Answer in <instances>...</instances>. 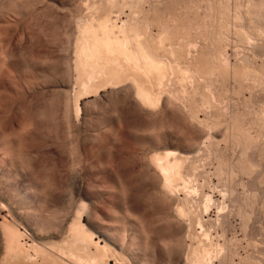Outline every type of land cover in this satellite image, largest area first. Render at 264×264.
<instances>
[{
    "label": "rangeland",
    "instance_id": "374dc122",
    "mask_svg": "<svg viewBox=\"0 0 264 264\" xmlns=\"http://www.w3.org/2000/svg\"><path fill=\"white\" fill-rule=\"evenodd\" d=\"M0 1H4V3L0 2V5L2 4V8L0 7V71L3 69L0 72V206L3 205L2 209L0 208V224H3L0 228H3L4 223L8 221L7 224L14 226L15 230L20 231L22 235L19 234L22 238L18 236L21 244L17 247L21 249L16 248L12 251L13 254L9 253L11 256L6 255L3 247H0V254L3 255H0V263L3 264V259H6L4 264L15 262V257L18 259V255L22 252L21 255L24 256L22 258L27 259V262L31 259V264L34 262L43 264L47 258L49 259L47 261L51 263L54 262H50L51 256L53 260V255L49 256L48 252H45V249L49 248L47 251L54 252V257L61 256L59 262L66 260L62 263L87 264L80 260V245H83V239L79 236L80 224L76 227L79 231L78 229L68 231L67 227L68 223L73 222L72 217L74 221L80 223V185L83 186V191L85 190L84 203L87 208L90 207L92 200L106 195L105 200L107 199L108 204L112 205H110L112 213L115 214L114 211H117L116 214L120 215L119 218L115 215L116 222L119 220L118 222L121 223L124 214L121 215L122 212L117 210L118 192L115 191L117 190L115 182L118 183L120 180L124 184H129L130 194L137 195L138 198L150 204L154 198H150L151 191L146 190L149 189L148 182L144 181L147 177L145 174L141 176L143 171L139 169L142 156L161 151L189 150L195 161L193 162L190 156L189 164L193 162L196 166L192 163L191 166L194 167H189L192 170L188 172L189 176L187 175L191 181L188 180V184L194 185L197 181L195 186L198 183L199 187L196 186L197 192L191 199V197L187 198L185 184L179 182L177 189L175 188L177 190L175 193L179 194L177 195V200L180 198L177 201L179 203H176L172 210L167 209L172 211L169 213L170 218L173 219L178 206L182 204L186 208L188 206L187 210L191 213L187 212L186 217L177 214L179 217H176L177 222L180 221L178 218H185L183 220L188 225H186L187 229L189 228L188 232L173 231L177 234L170 235L172 230L178 229L174 228L178 224L176 218L171 219L176 222H172L175 225L170 227L172 229H169L172 224L168 225L169 222L164 219L162 222L165 223L164 226L167 222V229L163 227V224L161 225L162 222L158 223L162 226L164 235L166 231L170 232L166 233L167 239L168 237L171 239L170 236L180 235L179 240L182 241L183 236H186L183 240L187 241V247H181L186 241L178 243L179 240L175 238L173 241L177 243L173 245L171 241V244L169 243L170 247L173 246L168 248L171 252L168 250L162 252L159 245L151 241L150 245H146L147 250L149 246L152 248L146 251L148 258L146 257L145 264H183L186 263L185 260L187 263L190 262L188 259L191 256H194L191 261H198L197 258L200 260L202 258L199 256L201 253L197 251L203 246L206 249L208 247L210 251L213 249L208 257L210 260L205 259V264H264V0H18L19 4L15 0L14 3L18 5L17 11L15 5L12 9L11 1L13 0ZM9 5L12 7L11 11L19 10V12L9 13L7 11ZM109 8L112 9V21L115 20L113 22H117L118 26L122 25L123 21L128 23L134 21L137 16L138 20L141 19L139 21L141 27L145 28V24L150 26L151 35L154 34V37L157 38L162 30L167 28L166 25H169V32L175 31L174 35L169 34L170 39L172 36L174 39L175 36L178 37L176 38L178 42L173 38L171 39L173 42L169 41V38L168 41L165 40V47L160 50L164 60L174 64L173 73H169L172 77L169 76L166 86L163 84V96H161L163 100L164 97L169 96L176 102L179 101L177 103L179 105L180 102L184 103L182 106L186 109L183 114L186 115L189 112L188 116L191 115L192 110L195 111L197 107L195 103H198L199 107L196 108L197 121L194 118L193 124L189 122L193 121L191 116H189L191 119L189 117L186 119L188 122L184 121L185 123L182 122L181 117H178L179 115L177 116L175 124L180 123L178 125L181 126L174 124L173 137L166 134V127L159 130L160 132L153 131L152 116H149L148 109L137 110L128 98H115L114 92L116 94L119 87L99 83L97 87L87 91V94L85 91H80L82 90L80 72L82 71L78 66L80 61L76 63L79 60L77 55L79 52L76 50L80 46V42H77L80 41L78 36L81 35L79 26L90 19H95L101 12L103 14V10L110 12ZM5 11L9 13V16H6ZM3 13L4 17H2ZM161 24H165L164 27H166L164 28ZM175 41L178 44H173ZM186 41L193 44L197 41L196 43L199 44L197 45H201L199 53L202 52V56L199 57L193 48L190 58L182 57L184 55L182 47L186 48ZM181 43L186 45H180L179 52H174L173 48L178 49ZM180 49L181 51L183 49L181 55ZM173 52L178 54L173 56L171 54ZM218 52L222 57V54H226L230 61H227L228 64L224 63L227 64L226 66H223ZM203 55H206L204 56L207 57L206 60L205 58L201 60ZM2 57L4 60L7 58L5 65H2ZM217 57L220 59H216ZM202 61L206 62L207 66L201 65ZM233 66L237 69L235 70ZM208 85L219 105L211 101L214 97L208 99L212 96ZM122 91L124 93V90ZM202 103L203 106H200ZM112 108L116 110L113 111ZM109 111H113L111 119L108 116L111 113ZM107 112L109 113L106 117L109 119L103 116ZM196 124L198 127L202 125L201 127L206 128L207 131L203 129L207 135L205 133L204 137H200L194 134V130L198 128ZM157 127H160L159 124ZM2 136L5 137V141ZM191 138L197 139L196 142ZM194 145H201L202 147L199 146L201 150ZM196 152H199L198 156ZM110 167L113 169L112 174L107 173ZM27 170L31 171L32 176L27 174ZM194 176L197 180L192 179ZM180 185H184L185 188ZM111 187L114 189L116 187L115 190L112 189L113 193ZM180 188L184 190L180 191ZM205 196H209L212 202H205L208 200ZM205 203H208V207ZM5 218L8 219L6 222H4ZM67 218L70 220L68 221ZM84 218L86 221V215ZM197 218L201 223H198ZM42 220L43 223L45 222L44 225ZM4 229L0 230L3 232L1 233L3 236L0 234V244L6 236ZM64 229L68 233L64 234ZM83 238L86 240V237L83 236ZM49 242H54L56 245L62 244L61 246L66 247L70 254L66 248L63 251L61 246V253L56 254L55 251H59L58 245L55 246L52 243L51 248L57 247V249H51L48 247ZM195 250H197L195 254L199 253L196 255L197 258L194 254ZM14 252L19 254L16 255ZM104 252L101 251L102 254ZM4 254L7 258L11 257L9 262ZM26 254L33 257L26 258ZM213 255L219 256L217 258ZM62 256L67 258L64 259ZM186 257L187 259H184ZM24 261L17 264H24ZM58 261H56L57 264H59ZM128 262L130 264L132 261L128 260ZM112 264H115L114 260Z\"/></svg>",
    "mask_w": 264,
    "mask_h": 264
},
{
    "label": "bare ground",
    "instance_id": "6f19581e",
    "mask_svg": "<svg viewBox=\"0 0 264 264\" xmlns=\"http://www.w3.org/2000/svg\"><path fill=\"white\" fill-rule=\"evenodd\" d=\"M10 1V0H9ZM15 0L11 1V3H13L12 7H10V5L8 6L9 8L7 9V11H9V13H18V12H15L14 10L11 11V8L14 9V5H15V10L17 9L18 5H16V3H18V0L15 1L16 3H14ZM1 2V1H0ZM6 2V1H5ZM156 2V1H155ZM263 2V1H262ZM1 3H4L1 2ZM10 3V2H9ZM79 3V2H78ZM100 3V2H99ZM19 4V3H18ZM38 4V3H37ZM123 4V3H122ZM264 4V3H263ZM2 5V4H1ZM0 5V7H1ZM157 5V4H156ZM4 6V4H3ZM17 6V7H16ZM56 6V5H55ZM78 6V5H77ZM128 6V5H127ZM263 6V5H262ZM21 7V6H20ZM87 7V6H86ZM90 7V6H89ZM2 8V7H1ZM0 8V9H1ZM34 8V7H33ZM10 9V10H9ZM62 9V8H61ZM65 9V8H64ZM69 9V8H68ZM78 9V8H77ZM110 9V12L108 11H105L103 10V14L101 12V14L99 16H93L95 19H90L88 22L86 21L84 24L82 23V26L78 25L81 31H78L81 35H79L78 33V37H79V40L80 41H77V42H80V46L79 44L77 45V47L79 49L76 48V50H78L79 53H77L78 57H79V60L76 61L79 62L80 61V68H81V71L80 72L81 74V85H82V90H80L81 92L82 91H85L86 94H87V91H91L92 89H94L95 87H97V85L100 83L102 85H113L114 87H119L117 90H116V94L114 92V96L115 98L117 97L118 99H129L130 103L132 104V106L137 110H146L148 109V114L149 116H152V128H153V131L155 132H160L159 130H163V127H166V134L168 136H171L173 137L174 134H173V131L174 130L172 127L175 126V125H178L180 123H176V119H177V116L178 117H181L182 118V122H188V117L191 116L193 121H189L190 123L194 122V120L196 119L195 117L197 116L196 112H197V107H199V104L198 103H195L197 107H195V111H191V115H187V113L189 114V112L185 114L184 111L186 108H184L182 105H184V103L181 104L180 102V105L177 104L179 103V101L176 102V100H173V98L171 99V97L168 96V98L164 97V100L162 99V89L164 86H166L167 82H168V79L170 77H172L171 75H169V73H173V69H174V64L169 62L167 60H164L165 58L162 57V54L160 53V50L162 48H164L165 46V40H168L170 41L172 38L174 39V37L172 36V38L170 39L171 35L175 34V31H170L168 30L169 28V25H166L167 28L164 27V25H162L165 29L164 31L162 30V33L160 35L156 37H154L153 35H151L152 33L150 32L151 28H149L150 26H148L147 24H145V28L141 27V25L139 24V21L141 19L138 20V18L135 17V20L128 23V21H123V24L118 26L119 24H117V22H113L115 20L112 21V16L113 14L111 13L112 9ZM108 9V10H109ZM21 10V9H20ZM107 10V9H106ZM17 11V10H16ZM65 11V10H64ZM67 11V10H66ZM81 11V10H80ZM1 12V11H0ZM3 12V11H2ZM38 12V11H37ZM78 12V11H77ZM9 13L5 11V14L6 16L8 15L9 16ZM11 13V14H12ZM13 13V14H14ZM5 14L3 13L2 17L5 16ZM21 15V13H19ZM73 14V13H72ZM125 14V13H124ZM1 15V14H0ZM116 15V14H115ZM138 15V14H137ZM164 15V14H163ZM120 16V15H119ZM118 16V17H119ZM139 17V15H138ZM77 18V17H76ZM89 18V17H88ZM87 18V19H88ZM120 18V17H119ZM0 19H1V16H0ZM5 19V18H4ZM114 19V18H113ZM146 19V18H145ZM148 19V18H147ZM86 20V19H85ZM156 20V19H155ZM2 21V20H1ZM118 21V20H116ZM84 22V21H83ZM145 22V21H144ZM148 23V21H146ZM155 22V21H154ZM160 22V21H159ZM172 22V21H171ZM170 22V23H171ZM179 22V21H177ZM18 23V22H17ZM152 24V23H151ZM157 24V23H156ZM167 24V23H166ZM178 24V23H177ZM187 24V23H186ZM49 25V24H48ZM144 25V24H142ZM7 26V25H6ZM11 26V25H10ZM28 26V25H27ZM43 26V25H42ZM12 27V26H11ZM162 27V29H163ZM179 27V26H178ZM186 27V26H185ZM9 28V27H8ZM78 28V29H79ZM77 29V30H78ZM188 29V28H187ZM6 30V29H5ZM175 30V29H174ZM3 31V30H2ZM8 31V30H7ZM6 31V32H7ZM161 32V31H159ZM174 32V33H173ZM2 33V32H1ZM29 34V33H28ZM171 34V35H169ZM178 34V33H177ZM176 34V35H177ZM186 34V33H185ZM2 35V34H1ZM4 35V34H3ZM183 35V34H182ZM181 35V36H182ZM156 36V35H155ZM33 37V36H32ZM176 38H178L177 36H175ZM175 38V39H176ZM214 38V37H213ZM5 39V38H3ZM174 39V40H175ZM181 39V38H180ZM33 40V39H32ZM78 40V39H77ZM167 40V41H168ZM178 39H176L177 41ZM186 40V39H185ZM209 40V39H208ZM174 42L173 44H176L177 42ZM181 41V40H180ZM195 41V40H194ZM171 42H173L171 40ZM197 42V41H196ZM192 43V42H189L187 43V45L184 43V45H186V48L184 45L179 44L178 46V49L177 47H174L173 49L174 52H179V47L181 48V46H184L182 48H184V51H183V54L182 57H191V51L194 50V51H197V54L202 56V52L199 53V47L201 46H198L199 44L198 43ZM199 42V41H198ZM207 42V41H206ZM76 43V42H75ZM180 43V42H179ZM178 44V43H177ZM198 44V45H197ZM181 45V46H180ZM205 46V45H204ZM216 46V45H215ZM6 47V46H5ZM4 47V48H5ZM34 48V47H33ZM194 48V49H193ZM212 48V47H211ZM216 48V47H215ZM3 49V48H2ZM172 49V48H171ZM178 51H177V50ZM201 49V48H200ZM204 49V48H202ZM206 50V49H204ZM204 50H202L204 53H206ZM213 50V49H212ZM173 51V50H172ZM171 51V52H172ZM181 49H180V55H181ZM207 51V50H206ZM3 52V51H2ZM5 52H7L5 50ZM28 52V51H27ZM170 52V51H169ZM171 53L173 56L178 54V53ZM211 52V51H209ZM222 52V51H221ZM196 53V52H195ZM202 53V54H201ZM213 53V52H211ZM21 54V53H20ZM80 54V56H79ZM196 54V55H197ZM215 54V53H214ZM221 53L218 52V56H221L220 55ZM225 54V53H224ZM223 55V57L221 56V59L223 62V66L227 65V61L230 62L228 59H227V56L226 54ZM1 55V54H0ZM4 55V54H3ZM2 55V56H3ZM18 55V54H17ZM195 55V54H194ZM193 55V56H194ZM216 55V54H215ZM12 56V55H11ZM28 56V55H27ZM178 56V55H177ZM204 56L206 55H203V58L201 60H204ZM212 56V55H210ZM225 56V58H224ZM1 57V56H0ZM5 57V56H4ZM7 57V56H6ZM34 57V56H33ZM179 57V56H178ZM181 57V58H182ZM186 57V58H187ZM209 57V55H208ZM216 57V56H215ZM214 57V58H215ZM177 58V57H176ZM180 58V59H181ZM188 58V59H189ZM207 58V57H206ZM205 58V60H206ZM210 58H213V57H210ZM1 59V58H0ZM3 61L2 62V65H5L7 63V58L4 60V58L2 57ZM17 59V58H16ZM78 59V58H77ZM199 59V58H198ZM216 59H220L219 57H217ZM246 59V58H245ZM197 60V58L195 59ZM194 60V61H195ZM209 60V59H208ZM214 60V59H212ZM244 60V59H243ZM6 61V63L4 64V62ZM211 61V59H210ZM215 61V60H214ZM217 61V60H216ZM219 62V60H218ZM227 63V64H224V63ZM201 63V62H200ZM206 63V62H205ZM203 61L201 63L204 64V66H207V64H205ZM216 63V62H215ZM236 63V62H235ZM230 64V63H229ZM1 65V64H0ZM212 65V64H211ZM213 65H215L213 63ZM212 65V66H213ZM222 65V64H221ZM176 66V65H175ZM210 66V65H209ZM208 66V67H209ZM215 66H218L217 64ZM230 66V65H229ZM237 67V65H235ZM234 67V66H233ZM234 67V69L236 68ZM1 68H3L1 66ZM176 68V67H175ZM213 69V67H211ZM216 68V67H215ZM221 68H223L221 66ZM228 69V67H225ZM220 69V68H219ZM237 69V68H236ZM235 69V70H236ZM3 70V69H2ZM1 70V71H2ZM176 70V69H175ZM0 71V72H1ZM5 71V70H4ZM210 71H212L210 69ZM225 71V70H224ZM227 71V70H226ZM247 72V71H245ZM75 73V72H74ZM171 73V74H172ZM210 73V72H209ZM239 73V72H238ZM248 73V72H247ZM211 74V73H210ZM168 76V78H167ZM170 76V77H169ZM240 76V75H239ZM184 77V76H183ZM186 77V76H185ZM167 79V80H166ZM182 79V78H181ZM184 79V78H183ZM185 80V79H184ZM249 80V79H248ZM167 81V82H166ZM183 81V80H182ZM241 81V80H240ZM193 82V81H192ZM248 83V82H247ZM164 84V86H163ZM170 84V83H169ZM80 85V86H81ZM168 86V85H167ZM174 86V85H173ZM209 86V90L212 91L210 88V85ZM211 86H214L211 84ZM185 87V85H184ZM252 87V86H251ZM186 88V87H185ZM208 88V87H207ZM213 88V87H212ZM61 89V88H60ZM165 89V88H164ZM184 89V88H183ZM66 90V89H64ZM124 90V93L123 91ZM185 90V89H184ZM208 90V89H207ZM48 91V90H47ZM126 91V93H125ZM164 91V90H163ZM253 91V90H252ZM84 92V93H85ZM165 92V91H164ZM182 92V91H181ZM185 92V91H184ZM183 92V93H184ZM3 93V92H2ZM112 95H113V92H111ZM213 91L209 92L210 95H212ZM214 94V93H213ZM255 94V93H254ZM110 95V96H112ZM162 95V96H161ZM215 95V94H214ZM212 95L211 97H207L208 99H212L214 97L213 100H211L214 103H218L216 101V98L215 96ZM8 96V95H7ZM109 96V97H110ZM69 96H67L68 98ZM62 98V97H61ZM112 98V97H111ZM110 98V99H111ZM206 98V99H207ZM116 99V100H118ZM62 100V99H61ZM109 100V99H107ZM115 100V99H114ZM115 100V101H116ZM179 100V99H177ZM205 100V99H204ZM218 100V99H217ZM1 101V100H0ZM4 101V99H3ZM68 101V99H67ZM106 101V100H105ZM112 101V100H110ZM209 101V100H207ZM211 101H209L210 103H212ZM60 102V101H59ZM71 102V101H70ZM176 102V103H175ZM183 102V101H182ZM221 102V101H220ZM58 103V102H57ZM128 103V102H127ZM205 103V102H204ZM209 103V104H210ZM225 103V102H224ZM78 104V103H77ZM198 104V105H197ZM215 104V105H216ZM71 105V104H69ZM120 105V104H119ZM208 105V104H207ZM219 105V104H217ZM223 105V104H222ZM97 106V105H96ZM116 106V105H115ZM193 107V105H190ZM200 106H203V103L202 105ZM209 106V105H208ZM224 106V105H223ZM78 107V106H77ZM183 107V108H182ZM221 107V106H219ZM66 108V107H65ZM114 108V107H113ZM112 108V109H113ZM191 108V107H190ZM41 109V108H40ZM39 109V110H40ZM79 109L80 111L82 110L81 107L79 106ZM119 109V108H118ZM218 109V108H217ZM215 109V110H217ZM108 110V109H107ZM111 110V109H109ZM116 110L113 109V111ZM183 110V112H182ZM191 110V109H190ZM199 110V109H198ZM202 110H205V109H202ZM223 110V109H222ZM225 110V109H224ZM46 111V110H45ZM57 111V110H56ZM84 111V110H83ZM113 111H109L111 112L109 115L107 113H104L103 116L106 117V115L109 116V118L111 119V114L113 113ZM188 111V110H186ZM201 111V110H199ZM198 111V112H199ZM218 111V110H217ZM221 111V110H220ZM219 111V112H220ZM67 112V111H66ZM73 112V111H72ZM78 112V111H77ZM146 112V111H145ZM218 112V113H219ZM226 112V110H225ZM39 113V112H38ZM214 113V112H213ZM222 113V112H221ZM219 113V114H221ZM147 114V113H145ZM223 114V113H222ZM69 115V114H68ZM113 115V114H112ZM66 116V115H65ZM64 116V117H65ZM210 116V115H208ZM207 116V117H208ZM69 117V116H67ZM87 117V116H86ZM85 117V119H86ZM101 117V116H100ZM104 117V118H105ZM224 117V116H223ZM107 118V117H106ZM107 118V119H109ZM148 118V117H147ZM195 118V119H194ZM198 118V116H197ZM67 119V118H65ZM117 119V118H116ZM189 119H191L189 117ZM201 119V118H199ZM207 119V118H205ZM213 119V118H212ZM179 120V119H178ZM210 120V119H209ZM2 121V119H1ZM58 121V120H57ZM86 121V120H85ZM109 121V120H108ZM180 121V120H179ZM197 121V119H196ZM216 121V120H215ZM87 122V121H86ZM85 122V123H86ZM91 122V121H90ZM184 122V123H185ZM200 122V121H198ZM205 122V121H204ZM219 122V121H218ZM206 123V122H205ZM208 123V122H207ZM26 124V123H25ZM159 124L160 127H157V125ZM175 124V125H174ZM195 124V123H194ZM199 124V123H198ZM202 124V123H200ZM204 124V123H203ZM197 125V124H196ZM238 125V124H237ZM1 126V125H0ZM27 125H25L26 127ZM57 126V125H56ZM70 126V125H69ZM178 126H181V125H178ZM184 126V124H183ZM193 126V125H192ZM202 126V125H201ZM197 125V129L194 130V134L198 135V136H203L207 129L204 128V127H201ZM205 126V124H204ZM30 127V125H29ZM85 127V126H84ZM191 127V125H190ZM195 127V126H194ZM193 127V128H194ZM200 127L202 129H200ZM24 128V127H23ZM159 128V129H157ZM188 128V126H187ZM192 128V129H193ZM206 129V131L204 129ZM233 128V127H232ZM178 129V128H177ZM190 129V128H189ZM212 129V128H211ZM3 130V129H2ZM117 130V129H116ZM185 130V128H184ZM188 130V129H187ZM4 131V130H3ZM69 131V130H68ZM143 131V130H142ZM149 131V130H148ZM210 131V130H208ZM86 132V131H85ZM152 132V131H151ZM190 132V131H188ZM70 133V132H69ZM139 133V132H138ZM249 133V132H248ZM6 134V133H5ZM72 134V133H71ZM70 134V136H71ZM145 134V133H144ZM156 134V133H154ZM160 134V133H159ZM193 134V133H191ZM211 134V132H210ZM237 134V133H236ZM262 134V133H261ZM165 135V134H164ZM195 135V136H196ZM207 135V133H206ZM245 135V134H244ZM5 136V135H3ZM2 136V139L5 141V137L3 138ZM156 136V135H155ZM176 136V135H175ZM189 136V135H188ZM192 136V135H191ZM209 136V135H208ZM76 137H77V134H76ZM159 137V136H158ZM204 137V136H203ZM185 138V137H184ZM194 138V136H193ZM197 138V137H196ZM208 138V137H207ZM254 138V137H253ZM1 139V140H2ZM7 139V138H6ZM192 139V138H191ZM206 139V138H205ZM210 139V138H209ZM237 139V138H236ZM196 142L195 139H192ZM202 140V139H200ZM4 141H1V142H4ZM7 141V140H6ZM186 141V140H185ZM189 141V140H188ZM188 141L186 143H188ZM203 141V140H202ZM122 142V141H121ZM199 143V141H197ZM204 142V141H203ZM5 143V142H4ZM111 143V142H110ZM185 143V144H186ZM197 143V144H198ZM205 143V142H204ZM6 144V143H5ZM190 144V143H189ZM193 144V143H192ZM200 144V143H199ZM160 145V144H159ZM206 145V143H205ZM190 146V145H189ZM196 146V145H194ZM201 146V145H199ZM199 146H196L198 148H200L201 150V147ZM207 146V145H206ZM240 146V145H239ZM82 147V146H81ZM204 147V146H203ZM238 147V146H237ZM164 148V147H163ZM194 148V147H193ZM197 148V149H198ZM157 149V148H156ZM2 150V149H1ZM15 150V149H14ZM116 150V149H115ZM199 150V149H198ZM17 151V150H16ZM175 151V150H174ZM173 150L172 151H166V152H158V153H154V154H151V155H147V156H142V160L140 162V170L143 171L141 173V176H144L145 174V177H147V180L145 177H142V178H145L144 181H147L148 183V186H149V189H146V190H150L152 195H150V198H154L155 201H153L154 199H152V202L150 204H148V202L142 200L141 198H138L137 195H134V194H130L128 190H130V185L129 184H124L122 183L120 180H118V183L115 182V186L117 187V190L116 187L115 189L113 187H111V190H115L116 192H118L117 194V199H118V202L116 203V206H117V210L119 209L122 214H124V218L122 220V222H118L119 220H117L116 222V216L119 218L117 211H114V213H112L111 211V208H110V205L108 204L107 202V199L105 200V196H101L99 197L100 199H97V200H92L91 203H90V207L87 208L86 206V203H84V191L82 188L83 186L80 185V223L74 221L73 217L71 220H73V222H71L70 224L68 223L67 224V227L69 228L68 231H74V229L77 231L76 227L78 224H80V237H82V241H83V245L81 244L80 245V260L83 261L82 263L86 262L87 264H112V261L114 260L115 261V264H129L128 260H131L133 262V264H145L146 262V251L148 252L149 249H151L152 247L147 246L148 250L146 249V245H150L149 243L152 241V243L154 242V244H158L159 245V248L160 250L163 252L164 250H168L170 251L169 249L171 247H173L172 245L177 243L173 241V239L175 240V238H177L179 240L180 235L177 236V237H174V236H170L171 239L168 237L167 239V232L169 231H166L168 225H171L169 226V229H172L170 227H173L175 225H173L172 222L176 223L177 222V218L176 217H179V216H182L184 217L183 215H188L187 212L189 213L190 210H187L186 206H184V204L178 206L175 210V213L176 215L179 214V216L175 215V218L173 216V219L175 220L174 221H171L172 218L171 217V214L169 212L172 213V211H168L167 209L168 208H172L173 209V206L176 205L177 201L180 200V198H178L179 200H177V195L179 194H176L175 192L177 191L176 189V186L179 185L178 183L179 182H182L185 184V187H186V195L188 196L187 198H194L195 197V193L197 192V187H199V184L197 183V185L195 186V184L191 185V184H188V176H189V173L191 172L192 169H190L189 167H194L196 165H194L193 161L194 158H192V155H190V151L189 150H184L183 152L181 151H176L174 152ZM192 151V150H191ZM195 151V150H194ZM201 152V151H200ZM17 153V152H16ZM189 153V154H188ZM197 153V152H196ZM196 153H193V154H196ZM199 153V152H198ZM198 153L196 156H198ZM252 153V152H251ZM7 154V153H6ZM81 154V153H80ZM255 155V154H254ZM3 156V155H2ZM20 156V155H19ZM18 156V157H19ZM28 156V155H27ZM192 158V165L194 166H191V164H189L191 158ZM194 156V155H193ZM201 156V155H200ZM252 157V156H251ZM24 158V157H23ZM30 158V157H29ZM198 159V158H197ZM81 160V158H80ZM196 160V159H195ZM241 160V159H240ZM28 162V161H27ZM30 162V161H29ZM201 162V161H200ZM81 163V162H80ZM239 164V163H238ZM104 165V164H103ZM254 165V163H253ZM30 166V165H29ZM198 166V165H197ZM82 167V166H81ZM189 168V171L187 170ZM29 169V168H28ZM138 169V170H139ZM196 169V168H195ZM194 170V169H193ZM103 171V170H102ZM31 171L30 170H27V174L28 175H31L30 173ZM87 172V171H86ZM189 172V173H188ZM194 172V171H193ZM197 172V171H196ZM82 173V172H81ZM107 173L109 174H112L113 173V169H111V167L109 168V171H107ZM135 173V172H134ZM188 175V176H187ZM191 175V174H190ZM193 175H195L193 173ZM197 175V174H196ZM195 175V176H196ZM32 176V175H31ZM81 176V175H80ZM140 176V175H139ZM195 176L192 178L194 179ZM111 177V176H110ZM82 178V177H81ZM115 178V177H114ZM120 178V177H119ZM139 178V177H138ZM141 178V177H140ZM242 178V177H241ZM137 179V178H136ZM194 180H197V179H194ZM6 181V180H5ZM190 181V180H189ZM8 182V181H7ZM191 182V181H190ZM189 182V183H190ZM194 182V181H193ZM192 182V183H193ZM9 183V182H8ZM181 183V184H182ZM200 183V182H199ZM110 185V184H109ZM107 185V186H109ZM1 186V185H0ZM180 186H183L184 185H180ZM178 186V187H180ZM110 188V187H109ZM176 188V189H175ZM182 188V189H183ZM228 188V187H227ZM181 188L179 189L180 191L182 190ZM90 190V189H89ZM113 190H112V193H113ZM144 190L145 192H148ZM184 190V189H183ZM205 190V189H204ZM114 191V192H115ZM227 191V190H226ZM115 192V193H116ZM133 192V191H132ZM184 192V191H183ZM198 192H199V188H198ZM148 194V193H147ZM223 194V193H222ZM100 195V193H99ZM149 195V194H148ZM194 195V196H193ZM197 195V194H196ZM204 195V194H203ZM207 195V194H206ZM23 196V195H22ZM154 196V197H153ZM198 196V195H197ZM86 197V195H85ZM206 197V196H205ZM229 197V196H228ZM208 200H205V202L210 201L211 198L208 196L206 197ZM225 198V197H224ZM6 199V198H5ZM112 199V198H111ZM197 199V198H196ZM205 199V198H204ZM11 200V199H10ZM194 200V199H193ZM9 202V201H8ZM187 202V201H186ZM195 202V201H194ZM214 202V201H213ZM218 202V201H216ZM110 203V202H109ZM179 203V202H178ZM177 203V204H178ZM184 203V201H183ZM118 204V205H117ZM186 204V203H185ZM191 204V203H190ZM206 204V203H205ZM212 204V203H211ZM114 205V204H113ZM188 205V204H187ZM208 203L205 205L207 206ZM214 205V204H213ZM3 206V205H2ZM2 206H0V208L2 209ZM16 206V205H15ZM112 206V205H111ZM115 206V207H116ZM192 206V205H191ZM212 206V205H211ZM216 206V205H215ZM208 207V206H207ZM11 208V207H10ZM174 208V209H175ZM152 209V210H151ZM169 209V210H170ZM171 209V210H172ZM189 209V208H188ZM211 209V208H210ZM12 210V209H11ZM10 210V211H11ZM219 210V209H218ZM21 211V210H20ZM198 211V210H197ZM225 211V210H224ZM227 211V210H226ZM230 211V210H229ZM119 212V211H118ZM1 213V211H0ZM19 213V212H18ZM191 213V212H190ZM37 214V213H36ZM49 214V213H48ZM47 214V215H48ZM120 214V213H119ZM51 215V214H50ZM53 215V214H52ZM84 215H86V221H85V218H84ZM185 215V217H186ZM195 215V214H194ZM1 216V215H0ZM45 216V215H44ZM54 216V215H53ZM197 216V215H196ZM5 217V216H4ZM47 217V216H46ZM193 217V216H192ZM121 218V217H120ZM195 218V217H194ZM42 218H40L41 220ZM50 219V218H48ZM163 219L164 221H167L169 222L168 225H167V222H166V226H164L163 224ZM168 219H170L168 221ZM172 219V220H173ZM180 221H178L177 225L174 227V228H178L180 230L177 229L176 230H172V232L170 233V235H172V233L174 234H177L179 233V231L181 232H185L187 233L188 232V229L186 227L187 223H185L186 221L183 220L185 218H178ZM196 219V218H195ZM193 219V220H195ZM199 218H197V221L198 223H201L200 219L198 220ZM8 220V219H7ZM6 218H5V221H7ZM68 220V218H67ZM70 220V219H69ZM68 220V221H69ZM161 220V221H160ZM190 220V219H189ZM204 220V219H203ZM121 221V220H120ZM163 221V222H162ZM171 221V222H170ZM2 222V223H4ZM8 222V221H7ZM6 222V224H7ZM41 222V221H40ZM51 222V221H50ZM53 222V221H52ZM161 223V225L163 224V227H165V235H164V230L162 228V226L158 223ZM1 223V221H0ZM42 223H43V220H42ZM45 223V222H44ZM43 223V225H44ZM171 223V224H170ZM197 223V224H198ZM222 223V222H221ZM4 223V227L3 228H0V230L4 229L5 228V225ZM191 224V223H190ZM189 224V225H190ZM3 225V224H0V226ZM11 225V223H10ZM14 225V224H13ZM48 225V224H47ZM51 225V224H50ZM49 225V226H50ZM56 225V224H55ZM64 225V224H63ZM202 225V224H201ZM9 223L7 224L6 226V229H4L3 231H6L4 233V235H6L4 237V239H2L1 241V244H0V247H3V252L7 255L9 253H11L12 251H15V249L19 246L20 247V244L19 243V237H21L22 235L15 230V227L13 228L12 225L9 226ZM46 226V225H45ZM62 226V225H61ZM188 226V225H187ZM192 226V225H191ZM12 227V228H11ZM42 227V226H41ZM53 227V226H52ZM55 227V226H54ZM62 227H65V226H62ZM66 227V229H67ZM43 228V227H42ZM56 228V227H55ZM18 229V228H17ZM41 229V228H40ZM50 229V227H49ZM63 229V228H61ZM38 230V228H37ZM65 230V229H64ZM208 230V229H207ZM68 231L65 230L64 234L65 233H68ZM79 231V229H78ZM177 233H175V232ZM63 232V230H62ZM180 232V234H181ZM3 233L2 231L0 232V234ZM36 233V232H35ZM39 233V231H38ZM37 233V234H38ZM60 233V232H59ZM72 233V232H70ZM168 233V234H169ZM184 233V235H185ZM208 233V232H207ZM21 236H20V235ZM76 234V232L74 233V235ZM82 234V235H81ZM183 234V233H182ZM200 234V233H199ZM206 234V233H205ZM188 235V234H187ZM1 236H3L1 234ZM19 236V237H18ZM77 236V237H79ZM86 237V240L83 238ZM201 236V235H200ZM208 236V235H207ZM152 237V239H151ZM186 237V236H185ZM184 236H183V239H186ZM203 237V236H202ZM22 238V237H21ZM205 238V237H204ZM150 239V241H148ZM176 239V240H177ZM182 239V241H184ZM192 239V238H191ZM21 240V239H20ZM67 240V239H66ZM81 240V239H80ZM85 240V241H84ZM206 240V239H204ZM234 240V239H233ZM53 241V240H52ZM172 243L171 247L169 245V243ZM181 240H179L178 243H182ZM186 241V240H185ZM184 241V242H185ZM209 241V240H207ZM21 242V241H20ZM65 242V241H64ZM104 242V244H103ZM211 242V241H210ZM52 243L54 242H49V244L51 245ZM57 243V242H56ZM87 243V244H86ZM148 243V244H147ZM170 243V244H171ZM187 241L182 244L184 246H181V244L179 246L181 247H184L185 246L187 247L186 245ZM193 243V242H192ZM230 243V242H229ZM19 244V245H18ZM55 244V243H54ZM204 244V243H203ZM227 244V243H226ZM2 245V246H1ZM48 246V247H53L52 245L51 246ZM58 245V243H57ZM55 244V246H57ZM62 244H59L57 247L59 248V251L56 250L57 247L55 248H51V249H55L56 251V254L59 252L61 253V246ZM152 245V244H151ZM178 245V244H177ZM23 246V244H22ZM21 246V247H22ZM39 246V245H38ZM64 246V244H63ZM68 246V245H67ZM74 246V245H73ZM154 246V245H153ZM175 246V245H174ZM209 246V245H208ZM62 247V246H61ZM170 247V248H169ZM195 247V246H194ZM207 247V246H205ZM210 247V246H209ZM220 247V246H219ZM223 247V245H222ZM24 248V247H22ZM38 248V247H37ZM40 248V247H39ZM43 248V247H42ZM41 248V249H42ZM47 248V247H46ZM63 248V247H62ZM66 248V247H65ZM63 248V251L64 249ZM156 248V247H155ZM169 248V249H168ZM204 248V246H203ZM201 248L199 251L195 250L194 254L197 252L201 253H197L199 254V256L204 260V262H202L200 259H198L196 257L197 254H195V257L197 258L198 261H191V258L194 256H191L190 259H188L190 262L187 263V261L185 260L186 263H183V264H205V259H208V257L210 256V254L212 253L211 251L213 250L212 249L211 251L209 250V248L207 247L206 248ZM5 249V250H4ZM18 249V248H17ZM21 248H19L18 250H20ZM27 249V248H26ZM49 250V248H47ZM47 249H45L46 253L51 256L53 255V260H52V256H51V261H54V262H51L49 263L47 261V256L45 258H42V259H45L46 263L44 262L43 264H57L56 261H58L59 259H61V256L59 255H56V256H59V257H54L55 255L52 253L51 251V254H50V251H47ZM24 251H26L25 249H22ZM105 251L104 254L101 253V251ZM157 250V249H156ZM193 250V248H192ZM6 251V252H5ZM62 251V252H63ZM66 251H67V248H66ZM167 251V252H168ZM173 251V250H172ZM185 251V250H183ZM191 251V250H190ZM194 251V250H193ZM193 251H192V255H193ZM220 251V250H219ZM219 251H216V252H219ZM19 252V251H18ZM44 252V251H43ZM68 252V251H67ZM166 252V253H167ZM171 252V251H170ZM189 252V251H188ZM214 252V251H213ZM1 253V251H0ZM16 255L21 253H16L14 252ZM26 253H30V252H27ZM37 253V252H36ZM42 253V252H41ZM39 253V254H41ZM69 253V252H68ZM4 254V257L7 258V256ZM13 254V252H12ZM14 254V255H15ZM23 254V252L21 253ZM18 255V259H16L17 257H15L14 255H12V257H15V262L14 261H11L10 264H12V262H14L15 264H17V262H19L22 258L23 255ZM25 254V253H24ZM44 254V253H43ZM67 254V253H66ZM70 254V253H69ZM68 254V255H69ZM149 254V253H148ZM153 254V253H152ZM172 254V253H170ZM169 254V255H170ZM220 254V253H219ZM1 256H3L2 254H0ZM10 255V254H9ZM29 254H26V258H29L30 256H28ZM62 255V254H60ZM154 255V254H153ZM216 255V254H215ZM213 255V257H217ZM0 256V258H1ZM11 256V255H10ZM9 256V257H10ZM19 256H21L19 258ZM48 256V257H49ZM171 256V255H170ZM169 256V258H170ZM189 256V257H190ZM3 257V258H4ZM9 257L7 258V262H9L11 260V257L9 259ZM24 257V256H23ZM33 257V256H32ZM30 257V258H32ZM64 257V256H62ZM173 257V255H172ZM171 257V258H172ZM2 258V259H3ZM50 258V257H49ZM67 257L65 256L64 259H66ZM148 258V257H147ZM195 258V259H196ZM218 258V257H217ZM221 258V257H220ZM56 259V261H55ZM63 259V258H62ZM184 259H187L184 258ZM4 260L6 259H3L2 262L4 264ZM9 260V261H8ZM22 260H25L27 262V259H23ZM22 260L20 262H22ZM30 260L29 259L27 263H25V261L23 262L24 264H31L30 263ZM49 260V259H48ZM69 260V258H68ZM182 260V259H181ZM200 260V261H199ZM210 260V258L208 259ZM207 260V261H208ZM214 261V258L212 259ZM217 260V259H216ZM60 261V260H59ZM58 261V262H59ZM62 262H66V260H61ZM80 261V263H81ZM184 261V260H183ZM1 262V260H0ZM5 262V263H7ZM19 262V263H20ZM34 261L32 260V263ZM43 262V261H42ZM41 262V263H42ZM62 262H59V264H64ZM131 262V263H132ZM172 262V261H171ZM13 263V264H14ZM37 263V262H36ZM130 263V264H131ZM180 263V262H179ZM213 263V262H212ZM2 264V263H0ZM8 264V263H7ZM35 264V262L33 263ZM38 264H40L38 262ZM66 264V263H65ZM85 264V263H84ZM148 264V263H147ZM181 264V263H180ZM210 264V263H209Z\"/></svg>",
    "mask_w": 264,
    "mask_h": 264
}]
</instances>
